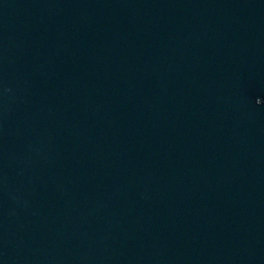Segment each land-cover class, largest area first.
I'll list each match as a JSON object with an SVG mask.
<instances>
[{"label":"water","instance_id":"obj_1","mask_svg":"<svg viewBox=\"0 0 264 264\" xmlns=\"http://www.w3.org/2000/svg\"><path fill=\"white\" fill-rule=\"evenodd\" d=\"M0 264H264V0H0Z\"/></svg>","mask_w":264,"mask_h":264}]
</instances>
